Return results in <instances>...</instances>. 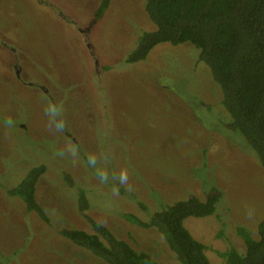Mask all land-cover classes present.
<instances>
[{"label": "rangeland", "instance_id": "1", "mask_svg": "<svg viewBox=\"0 0 264 264\" xmlns=\"http://www.w3.org/2000/svg\"><path fill=\"white\" fill-rule=\"evenodd\" d=\"M99 1L0 0V39L16 45L22 79L36 84L12 79L0 46V264H106L59 233L90 230L79 190L84 213L158 264H180L160 232L122 213L146 221L167 203L202 200L210 186L220 191L214 211L182 224L210 264H224L216 251H242L236 228L255 235L264 215V170L227 128L220 88L198 49L159 42L125 62L138 36L154 30L144 0H109L89 26ZM36 165L44 171L34 199L47 221L7 193ZM113 176L129 195L108 185Z\"/></svg>", "mask_w": 264, "mask_h": 264}, {"label": "trees", "instance_id": "2", "mask_svg": "<svg viewBox=\"0 0 264 264\" xmlns=\"http://www.w3.org/2000/svg\"><path fill=\"white\" fill-rule=\"evenodd\" d=\"M108 1L100 0L96 15L107 7ZM143 8L154 30H145L138 36L124 61L143 59L159 42L193 45L198 49L197 60L207 66L211 79L220 88V103L229 116L227 128L242 135L264 170V0H144ZM43 171V165L32 167L15 186L7 188V193L18 196L27 210L47 221L34 199V185ZM111 183L118 193L129 195L118 176L107 182ZM210 187L202 200L189 195L167 203L153 211L146 221L130 212L122 213V217L143 228L154 227L180 264H210L205 245L182 224L187 216L201 217L214 211L220 191ZM129 197L145 209L143 201L134 193ZM78 200L83 203L79 213L90 230L62 227L60 234L106 264H158L147 252L134 249L84 213L88 202L83 190L78 191ZM236 232L242 239L243 250L229 246L216 251L223 263L264 264V215L256 225L255 235L242 226Z\"/></svg>", "mask_w": 264, "mask_h": 264}, {"label": "flooded vegetation", "instance_id": "3", "mask_svg": "<svg viewBox=\"0 0 264 264\" xmlns=\"http://www.w3.org/2000/svg\"><path fill=\"white\" fill-rule=\"evenodd\" d=\"M41 2H43L42 0H39ZM49 0H46L45 2L43 3H47ZM100 2V1H99ZM99 6V4L97 5V7ZM97 7L95 8L94 12H93V17L91 18L90 20V23H89V26L91 25V23H93L96 19H98L101 14L103 13V11L105 10V8L101 11L100 14L96 15V10H97ZM66 19V18H65ZM89 29V27L87 28H80V31L81 32H85ZM0 46L2 48H4L8 53V60L4 61L6 62L5 63V67L8 69V72H11V75H12V79L14 81H16V83H20V84H23V85H27V86H31L32 84H35V81L32 82L31 80H25V79H22L21 75H20V71L22 69V64H21V59L20 57L17 56V48H16V45H12V44H8L6 43L3 39H0ZM99 64L101 65V63H97L96 64V67L99 66ZM102 66V65H101ZM36 85V84H35ZM43 89V92H46L47 93V90L44 89V87H42ZM35 187V186H34ZM12 253H14L12 251Z\"/></svg>", "mask_w": 264, "mask_h": 264}, {"label": "clouds", "instance_id": "4", "mask_svg": "<svg viewBox=\"0 0 264 264\" xmlns=\"http://www.w3.org/2000/svg\"><path fill=\"white\" fill-rule=\"evenodd\" d=\"M122 176L125 177V178L127 177V172H126V170L122 172Z\"/></svg>", "mask_w": 264, "mask_h": 264}]
</instances>
